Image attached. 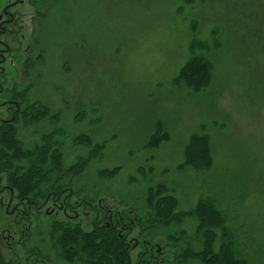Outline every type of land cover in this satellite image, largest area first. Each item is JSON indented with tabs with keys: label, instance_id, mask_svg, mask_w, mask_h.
I'll return each mask as SVG.
<instances>
[{
	"label": "rangeland",
	"instance_id": "rangeland-1",
	"mask_svg": "<svg viewBox=\"0 0 264 264\" xmlns=\"http://www.w3.org/2000/svg\"><path fill=\"white\" fill-rule=\"evenodd\" d=\"M30 2L16 8L23 30L16 27L21 41L10 43L12 73L1 96L20 107L18 123L0 134L8 141L0 176L14 203L65 191L71 206L81 205L65 222L102 229L94 225L100 210L118 224L131 264L152 262L145 255L139 262L142 241L158 247L165 264H214L211 254L226 247L217 237L203 245L217 221L199 200L217 199L247 264H264V0ZM0 200L4 256L84 264L82 241L66 252L53 245L67 239L63 227L51 229L64 211L32 208L30 223L16 226L9 192ZM101 233L81 234L83 248L113 251Z\"/></svg>",
	"mask_w": 264,
	"mask_h": 264
},
{
	"label": "flooded vegetation",
	"instance_id": "flooded-vegetation-1",
	"mask_svg": "<svg viewBox=\"0 0 264 264\" xmlns=\"http://www.w3.org/2000/svg\"><path fill=\"white\" fill-rule=\"evenodd\" d=\"M30 1H31L30 3L36 4V6L38 4L39 7H44V4L38 3L39 0H30ZM23 3H24V0H7L6 5L2 9V14H0V16H4V17H0V20H2V18H3V20L0 21V134H2V132H3V134H5V133H8L9 131H12L10 126L13 123H15V124L18 123V121L16 119H17V116L19 114L20 107H19L17 101H14L15 99L14 100L2 99L1 96L5 93L6 84H7L8 79L12 73V71L8 70V63H9L8 56L12 53L11 48H10V43H13V40H16V39L18 41H21L18 39L17 36H15L17 34V31H18L16 29V27H19L21 30H23L22 23H21L22 20L20 19L19 15H18V14L22 15V13L17 11L16 8H17V6L23 5ZM38 11L39 10L33 9V13H38ZM8 94H9V92H8ZM2 112L5 113V115H6L5 118H3L1 116ZM47 135L48 134H46V133H42L41 138L43 139V137L44 136L47 137ZM0 137L3 140H5V136H0ZM44 140L46 141V138ZM44 140H43V142H44ZM43 142H42L41 147H44V145H45V142H44V144H43ZM47 142H49L48 138H47ZM45 147H46V145H45ZM10 189L11 188H8L5 184H3L2 178L0 176V195H2L3 193H5L7 191L9 192V195L12 198L11 207H9L10 211L12 212V214H10V215L13 216L14 221L16 219V221H15L16 226H18L20 223H22L23 219H25L26 221H28L30 223V220H29L30 216L28 214L31 213L30 210L32 208H34V211L38 212L39 214L41 213L40 209L44 208L45 213L51 212V215H54L56 217H58L59 214L62 211H64V212H62V215H63V218L65 220H74V219L79 217L78 212L81 210V205L76 204L75 206H71V203L69 202V198H68L65 191H62L59 193L51 192L39 204V203H36L35 201L34 202L14 203L13 190L11 189L12 193H10V191H11ZM12 203H14L13 207H12ZM0 204H2V200H0ZM87 205L90 206V204H87ZM28 209H29V211H28ZM67 209L71 213L67 214L66 213ZM109 213H111V212L109 211L108 214ZM13 214H16V216H14ZM50 218H52V217H50ZM109 218H110V214H109ZM103 220L104 219H103L102 212L100 210L96 211L95 216H94V224L95 225L100 224V226H101ZM128 221L130 222L129 219H128ZM108 223H109V221H105V225H108ZM117 225L118 224L116 223L115 226L110 225V227H116ZM11 239H12L11 235L7 236V240H11ZM131 240L134 243L131 248H135L136 246H138V241L136 239H131ZM18 244H19V242H18ZM139 245H140V243H139ZM140 247L142 250V251H139L140 255L141 254H148L149 257L155 262V264H163L164 259H163V257H161V253L159 255H156V249L154 246H152V247L150 246V242L146 243L145 241H142Z\"/></svg>",
	"mask_w": 264,
	"mask_h": 264
},
{
	"label": "trees",
	"instance_id": "trees-1",
	"mask_svg": "<svg viewBox=\"0 0 264 264\" xmlns=\"http://www.w3.org/2000/svg\"><path fill=\"white\" fill-rule=\"evenodd\" d=\"M5 144L8 145L7 138H5V140H3L0 137V145L3 146L2 150H4ZM187 154H189V152ZM191 154H193V152H191ZM34 170L36 171V169H34ZM4 175H7V173L5 171H4ZM17 179L19 180L18 177L11 178L10 179V180H12L11 183L12 184H18L16 182ZM170 196H171V200H174V198H173L174 196L173 195H170ZM199 204L204 206V207H207L208 210L210 211L209 215L215 217L216 218L215 220L217 221V225L212 226L210 229L205 228V229L209 230V232L212 233V236H209V234L203 235V237L201 239L203 241V245H207L215 237H217L221 240L223 246L226 247V251H224L222 256H221L222 258L219 256V254L216 256L211 254L212 257L215 258L214 264H247L248 262L244 259V251H242L240 249L242 247L237 242L240 239L239 238L240 235L238 234L237 238L235 237L237 234L236 225L229 222V218L227 215L229 213V211H227V210H226L227 212L224 211L223 208L225 206H223V203L218 202L217 199L211 200L210 198H201L199 200ZM162 206H164L165 210H168V212L171 214L175 210V208H174L173 210L171 209L172 211H169L168 206H166V205H162ZM184 214H186V212ZM155 215H158V214L155 213ZM200 219H202L201 220V226H203L204 224L207 223V222L206 223L204 222V220L206 219L205 217L202 216V218H200ZM206 221H209V219H207ZM232 222L234 223V221H232ZM73 223H75V222H73ZM51 225H53L51 227V229L53 227H56V228H62L63 227L65 229V233L67 234V239L64 238V241H62V242L54 241L53 242L54 247H56L58 251L66 252V249H68L66 246L67 245H74L76 240H77V241L83 242L81 245H79L80 246L79 249H81L82 251L79 250L78 252H79V256H80L79 260H82L84 264H128V258H127V254L125 251V244L122 243V240L118 236L116 239V237H115L116 231H114L113 228H102L99 230L97 227L94 226L95 228L92 232L86 233V232H83L81 229H78V227L76 225L69 224L68 222H62V221L58 222V220L57 221L55 220L54 222L52 221ZM208 226L210 227V225H208ZM68 227L75 229V230H71V231L67 230L66 231V228H68ZM213 228H216V229H213ZM98 231L102 232L101 233L102 237L104 238V240H107L108 247L113 248V251H112V249H107V248H103V247L96 250V248H98L96 246L93 248L92 251H90L88 246L86 249L83 248L84 247L83 245L85 244L83 236L90 237V236H93ZM141 231L143 233V230H141ZM70 232L78 234V235H76L78 237L72 238L69 235ZM69 239H71V240H69ZM97 240H98V237L93 238L92 242H96ZM22 241H20L19 244ZM116 241H118V243H117V246L114 248V246L112 244H113V242H116ZM1 246L2 245L0 243V249H1ZM183 248L184 247H182V249ZM70 249H72V248H70ZM188 249L191 250V247H188ZM91 255H93L92 258H91ZM93 257H95V259ZM143 257L144 256H141V260H139V262L142 261ZM146 257L149 258L148 255H146ZM10 258H12L13 260H10ZM17 258H19V257H16L15 255H12L11 257L8 255L4 256V254L0 251V264H18ZM71 259H72V257L70 258V260ZM87 260H92V261L90 262ZM150 260L152 261L151 263H145V264H153L154 263V261L152 259H150ZM71 263H72V260H71ZM163 263H165V261ZM210 264H213V263H210Z\"/></svg>",
	"mask_w": 264,
	"mask_h": 264
},
{
	"label": "bare ground",
	"instance_id": "bare-ground-1",
	"mask_svg": "<svg viewBox=\"0 0 264 264\" xmlns=\"http://www.w3.org/2000/svg\"><path fill=\"white\" fill-rule=\"evenodd\" d=\"M107 212H109V211H107Z\"/></svg>",
	"mask_w": 264,
	"mask_h": 264
}]
</instances>
